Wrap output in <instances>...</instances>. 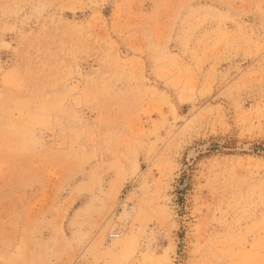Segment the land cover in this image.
<instances>
[{
    "label": "rangeland",
    "instance_id": "374dc122",
    "mask_svg": "<svg viewBox=\"0 0 264 264\" xmlns=\"http://www.w3.org/2000/svg\"><path fill=\"white\" fill-rule=\"evenodd\" d=\"M0 264H264V0H0Z\"/></svg>",
    "mask_w": 264,
    "mask_h": 264
}]
</instances>
